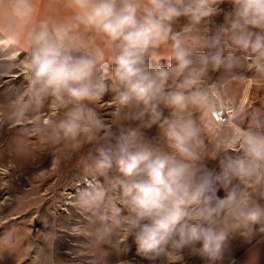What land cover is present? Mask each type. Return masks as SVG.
I'll return each mask as SVG.
<instances>
[{
	"label": "clouds",
	"instance_id": "9594fccd",
	"mask_svg": "<svg viewBox=\"0 0 264 264\" xmlns=\"http://www.w3.org/2000/svg\"><path fill=\"white\" fill-rule=\"evenodd\" d=\"M224 3L0 0V78L15 70L14 50L27 52L18 114L48 99L63 110L51 137L73 149L92 144L81 165L103 178L78 189L73 206L100 242L131 238L149 264H175L185 253L224 264L233 239L264 234V110L221 120L208 86L210 69L241 67L264 83V0ZM108 91L116 115L134 124L113 129L90 107Z\"/></svg>",
	"mask_w": 264,
	"mask_h": 264
},
{
	"label": "rangeland",
	"instance_id": "374dc122",
	"mask_svg": "<svg viewBox=\"0 0 264 264\" xmlns=\"http://www.w3.org/2000/svg\"><path fill=\"white\" fill-rule=\"evenodd\" d=\"M229 7L227 0L221 5L225 10ZM213 20L210 28L221 23L223 16ZM184 23L178 22L177 29ZM14 51L15 70L3 72L6 78H0V264H149L137 254L131 238L123 244L116 237L100 242L88 215L73 206L78 189L91 179H103L90 178L81 165L93 145L83 143L73 149L69 142L51 137L49 124L63 118V110L57 109L51 99L28 108L22 116L18 114L14 101L27 89L23 67L27 52ZM166 55L164 50L161 65L168 64ZM235 73L229 75L224 69H210L208 73V86L217 93L228 119L234 110H264V83L251 82L253 72L245 67ZM113 95L108 91L90 107L113 129L134 124L124 119L123 114L116 115ZM247 124L245 119L243 126ZM144 131L148 136L157 133L155 127ZM207 164L216 167L217 161L208 160ZM228 255L234 264H264V234L250 243L242 237L233 239ZM230 261L225 260L224 264ZM175 264H204V261L185 253L184 259Z\"/></svg>",
	"mask_w": 264,
	"mask_h": 264
},
{
	"label": "bare ground",
	"instance_id": "6f19581e",
	"mask_svg": "<svg viewBox=\"0 0 264 264\" xmlns=\"http://www.w3.org/2000/svg\"><path fill=\"white\" fill-rule=\"evenodd\" d=\"M227 109V108H226ZM226 111L227 110H225V108H224V110H222L221 111V114H220V119L222 120V118H223V120H226V119H228L229 118V116H228V114L226 113ZM223 116V117H222Z\"/></svg>",
	"mask_w": 264,
	"mask_h": 264
},
{
	"label": "crops",
	"instance_id": "0c3cea01",
	"mask_svg": "<svg viewBox=\"0 0 264 264\" xmlns=\"http://www.w3.org/2000/svg\"><path fill=\"white\" fill-rule=\"evenodd\" d=\"M20 50H22L23 52H26L25 50H23V49H20ZM248 90H249V85H248V87L246 88V90L245 91H247L248 92ZM246 92V93H247Z\"/></svg>",
	"mask_w": 264,
	"mask_h": 264
}]
</instances>
